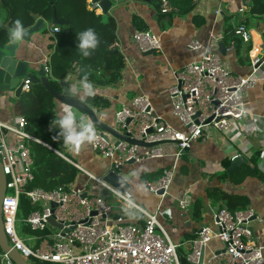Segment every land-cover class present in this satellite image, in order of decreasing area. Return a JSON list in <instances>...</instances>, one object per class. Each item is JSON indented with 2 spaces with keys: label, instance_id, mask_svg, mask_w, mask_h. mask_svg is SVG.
I'll return each mask as SVG.
<instances>
[{
  "label": "built area",
  "instance_id": "2783aa9c",
  "mask_svg": "<svg viewBox=\"0 0 264 264\" xmlns=\"http://www.w3.org/2000/svg\"><path fill=\"white\" fill-rule=\"evenodd\" d=\"M157 1L161 4L162 14L171 12L169 0ZM52 32L56 34L59 29ZM235 34L245 42L250 41V31L244 26L238 27ZM134 41L142 53L162 50L161 40L147 31L137 32ZM188 47L190 50L201 48L196 41ZM210 47L211 50L201 60L175 72L176 83L169 90L172 113L184 126V131L155 116L151 102L145 96L133 98L131 104L115 113L114 129L133 140L154 146L140 147L125 141L111 143L102 131H95L92 149L112 162L111 172L118 173L129 162L140 164L164 159L169 155L168 147L175 146L172 166L164 170L160 180L145 184L150 193L164 198L181 158L203 138L206 130L213 129L229 138L244 131L246 110L243 94L255 86L256 78L234 76L217 54L216 43ZM260 62L258 56L252 58L254 72L259 69ZM46 69L51 75L50 66ZM29 89L27 81L23 91ZM25 126L22 117L15 124L0 122V160L7 179L6 195L2 201L4 231L10 246L26 261L43 264H182L179 246L170 240L157 214L149 213L136 204L130 192H119L67 158L81 174L104 186L118 208L138 212L144 224H128L122 215L112 218L114 207L104 198L91 195L86 186L74 189L69 185L49 191L29 189L34 181V163L28 143L40 142L26 132ZM237 157L241 156L234 159ZM161 191L163 194L159 195ZM24 196L37 209L19 220L20 201ZM191 200V195L186 193L180 202L181 208L185 210ZM253 216L251 210L232 212L226 207L218 210L212 219L214 229L210 226L202 228L193 240L188 263L264 264L263 249L255 244L250 227ZM21 223L34 233L31 237H22ZM213 238L221 242L224 251L213 253L206 259V249ZM1 264L14 263L2 253Z\"/></svg>",
  "mask_w": 264,
  "mask_h": 264
},
{
  "label": "crops",
  "instance_id": "0c3cea01",
  "mask_svg": "<svg viewBox=\"0 0 264 264\" xmlns=\"http://www.w3.org/2000/svg\"><path fill=\"white\" fill-rule=\"evenodd\" d=\"M88 4L89 9L93 8L96 14L102 15L99 7L90 2ZM251 5L252 0H197L190 14L164 15L157 10L154 0H125L123 4L115 5L108 14L116 23V42L113 49L124 57L125 66L121 80L110 86L90 83L91 94L82 88V80L78 78L76 70L68 72L59 80L63 94L74 96L86 103L102 123L113 128L116 122L115 113L131 104L133 98L145 96L151 102L155 116L175 129L184 131V126L172 113L169 90L176 83L175 72L201 60L205 53L211 50L212 43H216L217 54L234 76L256 78L255 86L243 94L246 110L244 131L238 132L234 138H229L228 135L213 129L206 130L203 138L194 143L181 158L166 197L161 198L150 193L145 184L157 182L163 176L164 170L172 166L175 146L168 147L169 155L164 159L126 164L117 173L130 177L128 192L132 194L134 202L149 213L157 214L170 240L179 246L178 253L179 250L185 251L186 245L196 239L202 228L210 226L214 229V214L221 208H228L219 198V194L214 193L219 190L247 200V210L254 214L250 222L254 242L263 249L264 255V18L252 15ZM0 23L9 24L7 13L2 8ZM240 26L250 31V41L226 44L227 31H236ZM142 28L161 40L160 52L149 54L140 51L134 41V35L141 32ZM192 41L198 42L201 48L190 50L188 45ZM220 43L227 49L225 55L220 52ZM55 44V34L52 31L34 34L30 42L22 41L17 50V57L24 58L32 68L31 72L35 73L40 65L51 66ZM256 56L261 62L257 72H254L252 58ZM95 76L98 80H103L104 72H96ZM96 97L108 102V108L96 107ZM65 110L74 113L78 119L89 120L85 113L59 103L55 109L56 119ZM19 118L21 115L18 100L8 95L0 97V122L15 124ZM94 129L100 131L95 127ZM116 141L111 138L110 142ZM91 142H83L79 150L67 146L66 153L85 171L102 179L111 172L112 162L95 152ZM257 153H260V157L254 165L250 160ZM238 155L246 158L247 162L228 173L234 157ZM225 163L230 164L228 169ZM243 165L253 169L256 167L262 179L245 174L237 175L234 180L223 179L225 173L231 176ZM82 175L79 176L83 177ZM92 183L93 188L87 191L91 195L104 198L114 207L112 218L122 215L128 224H144L143 217L138 212L118 208L104 186L94 181ZM81 185L83 183L78 182V179L71 184L74 189L81 188ZM186 193L191 195L192 200L183 210L180 202ZM197 208L200 209L199 213ZM223 251L221 242L213 238L209 249L207 246L206 256L207 252L211 257L213 253Z\"/></svg>",
  "mask_w": 264,
  "mask_h": 264
},
{
  "label": "trees",
  "instance_id": "16d2710c",
  "mask_svg": "<svg viewBox=\"0 0 264 264\" xmlns=\"http://www.w3.org/2000/svg\"><path fill=\"white\" fill-rule=\"evenodd\" d=\"M154 1L157 10L161 13V4L157 0ZM196 1L169 0L172 7L170 13L190 14ZM0 8L6 11L7 22L11 27L13 22L19 19L25 30L34 24L32 15H39L50 22L55 13L59 20L69 22L68 25L53 28L59 29V32L55 34L56 44L51 59V75H49V86L53 91L61 93L59 80L63 79L68 72L75 70L80 80L86 78L87 82L94 85L110 86L121 80L125 63L122 54L113 49L116 42V23L109 15H98L95 10H90L88 0H0ZM250 13L263 19L264 0H252ZM87 28L95 30L100 43L92 55L84 57L76 47L77 34ZM141 30L144 31L143 28ZM8 32L7 29L0 31V38L10 41ZM225 41L229 45L230 43L240 44L243 40L235 34V30L229 29ZM96 72H104V79L98 80L95 76ZM95 106L108 108L109 104L96 97ZM18 107L21 117L26 122V132L40 142L28 143L34 163V181L29 185V189L43 188L49 191L75 183L81 173L65 159L74 162L66 153L67 146L63 142V137L58 135L59 127L52 123L56 119L55 109L57 107L54 96L42 84L30 85V89L18 99ZM259 157L260 153L255 154L250 160L251 163L256 165ZM229 166V163H225L227 169ZM239 174L262 179L256 167L253 169L247 165L238 168L231 176L225 173L222 177L225 180L232 178L234 180ZM214 193L219 194V198L226 203L230 211L247 210L246 199L219 190ZM36 209L37 206L33 205L27 197H22L19 220L27 218ZM199 210L197 208V213ZM33 234L31 233V236ZM191 252L192 243L186 245L185 251L179 250L182 264H189L187 256ZM1 254L0 251V264Z\"/></svg>",
  "mask_w": 264,
  "mask_h": 264
},
{
  "label": "water",
  "instance_id": "95a60500",
  "mask_svg": "<svg viewBox=\"0 0 264 264\" xmlns=\"http://www.w3.org/2000/svg\"><path fill=\"white\" fill-rule=\"evenodd\" d=\"M124 2L125 0H91V4L99 7L102 11V15L104 16L108 15L109 11L115 5L123 4ZM32 17L34 19V24L26 29V34L22 40L24 42H30L31 37L34 34L44 31H52L54 27L69 24V22L59 20L55 13L53 14L50 22L44 20L39 15H32ZM10 28V24L2 25L0 23V31L3 29L9 30ZM22 41L12 42L11 40L7 41L0 38V97L8 95L13 96V98L18 100L24 93L23 88L27 81L30 85L42 84L54 96L57 103L85 113L89 120L92 121L93 126L105 134V139L108 142L111 141V138H114L117 140V143L119 141H125L130 145H138L140 147H152L155 145H146L141 141L131 139L128 135H122L112 126L102 123L94 110L80 99L63 94L62 92L57 93L53 91L49 86V74L47 73L46 65H40L38 70L33 73L31 72L32 68L29 66L28 62L24 58L20 59L17 57V50L20 48ZM226 51L227 49L225 46L220 43V52L225 55ZM148 53L152 54L153 51ZM243 162H247V159L244 157L235 158L231 163L228 173H231V171H233L236 167L241 166ZM128 164H133V162H129ZM129 179L130 177L127 175L122 176L115 172H109L102 178V181L119 192L125 193L130 190ZM6 190L7 179L3 173L2 163L0 160V251L7 254L9 259L14 264H31L26 261L17 250L10 246L5 234L2 217V201L6 195ZM162 194L163 192L161 191L159 195ZM51 222L54 223L52 219Z\"/></svg>",
  "mask_w": 264,
  "mask_h": 264
},
{
  "label": "clouds",
  "instance_id": "9594fccd",
  "mask_svg": "<svg viewBox=\"0 0 264 264\" xmlns=\"http://www.w3.org/2000/svg\"><path fill=\"white\" fill-rule=\"evenodd\" d=\"M26 34L25 27L21 20L13 22L9 29L8 37L12 42H21ZM77 48L84 57H89L98 48L100 40L92 28H87L77 34ZM82 88L91 94L92 85L87 79L81 81ZM53 124L59 127V136L63 137L66 146L73 150H79L85 141L91 142L95 138V129L91 120L77 118L71 111L65 110L62 115L55 119Z\"/></svg>",
  "mask_w": 264,
  "mask_h": 264
},
{
  "label": "rangeland",
  "instance_id": "374dc122",
  "mask_svg": "<svg viewBox=\"0 0 264 264\" xmlns=\"http://www.w3.org/2000/svg\"><path fill=\"white\" fill-rule=\"evenodd\" d=\"M82 176L83 177L79 176L81 178L80 179L78 178V182L83 183V185H81V187H85L86 186V189L89 190V191H91V189L93 188V183H92L93 181L91 179H89L85 175H82ZM20 234L25 239L31 236L30 229L28 227H26V225L23 224V223H21V225H20ZM209 245H210V243L208 244V249H209ZM209 258H210V256L208 255V252H207L206 259H209ZM29 263H31V264H43V263L34 262L32 260H29Z\"/></svg>",
  "mask_w": 264,
  "mask_h": 264
}]
</instances>
